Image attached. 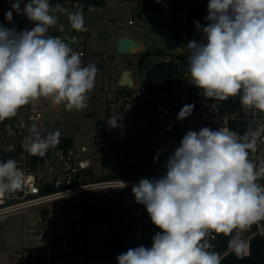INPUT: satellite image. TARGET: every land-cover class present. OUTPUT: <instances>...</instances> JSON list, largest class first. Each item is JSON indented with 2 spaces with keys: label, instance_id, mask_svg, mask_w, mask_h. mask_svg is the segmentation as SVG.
<instances>
[{
  "label": "clouds",
  "instance_id": "clouds-1",
  "mask_svg": "<svg viewBox=\"0 0 264 264\" xmlns=\"http://www.w3.org/2000/svg\"><path fill=\"white\" fill-rule=\"evenodd\" d=\"M21 2L12 3L5 19L12 22L16 12L35 26L17 31L0 24V120L41 96L54 105L63 103L67 111L86 108L99 69L84 66L62 38L48 35L57 24L55 12L66 14L72 29L86 31L83 13L53 7L49 0H27L21 9ZM205 20L206 25L194 21L204 42L187 41L191 83L217 100L242 93V105L264 111V0H209ZM194 107L184 105L177 120L187 119ZM110 127H122L121 119L113 115ZM61 134L33 127L23 147L43 157L59 144ZM258 135L249 139L210 127L187 131L167 157L163 174L132 185L135 202L161 231L150 247L141 244L119 254L118 264H220V255L208 250L210 230H231L264 217V186L256 183L264 165L257 169L249 160ZM13 149L10 145L8 150ZM21 185L17 162L0 160V194Z\"/></svg>",
  "mask_w": 264,
  "mask_h": 264
},
{
  "label": "built area",
  "instance_id": "built-area-1",
  "mask_svg": "<svg viewBox=\"0 0 264 264\" xmlns=\"http://www.w3.org/2000/svg\"><path fill=\"white\" fill-rule=\"evenodd\" d=\"M144 1L116 0L118 4L129 5L132 10L142 5ZM14 2L15 0H0V24L15 28L17 31L30 30L35 26V22L24 15L13 12L12 22L5 19V13L11 9ZM49 2L53 7L60 5L69 10L76 7L84 9L86 6L89 9L109 4L107 1L104 5L93 3L86 5V0H49ZM25 3L27 0H22L21 9ZM113 20L108 14L107 33L114 23ZM128 22L132 24L134 19L130 18ZM48 35L62 38L73 51L80 54L84 66L96 65L99 72L95 85L102 84L103 87L105 79L110 83L114 80L117 73L116 57L107 45L90 48L88 34L85 31L68 29L60 31L51 27ZM188 54V50L181 48L164 60L167 63L164 73L158 76L147 74L141 83L133 79V84L126 86L117 79V87L107 90L108 114L116 115L119 119L126 115L134 116L163 125L164 130L171 135L167 147L168 155L179 146L180 140L187 131H198L209 120L219 122L217 129L227 128L241 137L247 135L251 139L252 133H259L256 137V150L255 152L250 150L249 158L259 169L264 165V111L242 105V93L227 100L205 97L203 90L191 83L187 71ZM186 104L195 105L192 114L187 119L177 120L179 111ZM42 115L43 106L32 100L18 109L15 116L5 119L6 123L2 126L3 135L22 144L15 158L22 174V185L19 189L0 194V213L45 205L55 199H68L73 211L68 222V233L65 234L48 231L45 217L39 216L38 227L29 232L36 238L44 239L47 244L40 248L38 255H30L26 251L19 252L17 254L19 264H95L101 260L118 264L116 257L126 252L128 248H123L118 254L111 252L117 235L124 236L129 248L141 244L145 246L148 243L149 229L145 223V207L136 203L132 194V185L143 177L135 176L132 165L106 154L105 143L102 140L73 143L67 147L57 145L50 148L43 157L31 155L25 151L23 141L30 135V129L35 127V123ZM104 159L107 160L106 164ZM97 161H100V173L107 177L84 181L88 170L96 171L94 164ZM121 181L126 182L127 187L121 188ZM256 183L264 186V175L259 176ZM48 188L53 191H48ZM93 189L106 191V194L112 196L113 206H116L119 212V216L113 222H102L95 212L86 211L84 207H74L75 196ZM245 226L250 229L248 235L223 252L219 251V232L210 230L205 237L211 246L208 250L218 253L221 258L233 249L249 255L251 238L256 235L264 238V217ZM57 236L60 238L59 241L56 240ZM49 246L61 247L62 251L53 253L49 250Z\"/></svg>",
  "mask_w": 264,
  "mask_h": 264
},
{
  "label": "rangeland",
  "instance_id": "rangeland-1",
  "mask_svg": "<svg viewBox=\"0 0 264 264\" xmlns=\"http://www.w3.org/2000/svg\"><path fill=\"white\" fill-rule=\"evenodd\" d=\"M107 1L111 2L104 6L89 8L86 12L81 7L70 9V11H81L85 24L98 26L97 35L100 43L95 48L106 44L110 52L115 55L117 73L114 80L110 83L108 79H105L103 87H101L102 84L95 85L89 94L88 106L82 110L67 111L63 103L54 105L51 98L39 97L36 102L43 106V115L35 123V127L38 130L62 129V135L72 137L75 144L102 140L105 143L104 152L132 165L135 176L159 177L165 171L164 164L169 156L167 147L170 133L166 132L163 125L159 123L128 115L120 118L122 127H110L112 116L107 110V90L117 87L116 78L124 69L131 70L133 79L141 83L153 64L171 57L179 48L188 50L185 0H160L159 3L157 0H145L142 5L134 8L135 12L123 6H121L123 9L118 7L119 5L114 4L116 1L105 0L104 4ZM53 14L57 17L58 27L62 25L65 28H71L66 14L63 12ZM108 14L112 16L114 23L109 27L107 35L104 26ZM130 18L134 19V23L128 22ZM123 34L133 35L142 42V46L126 53L119 52L118 37ZM95 38L96 33L93 34L92 39ZM204 39L202 37L194 40L204 42ZM159 50L161 53L158 52ZM5 123V119L0 120V148L8 147L6 141L11 140L3 135L2 126ZM218 124L216 120H209L201 128L210 127L216 130ZM158 150L161 151L158 153ZM150 152H155L151 158L148 157ZM157 156L158 158L154 159ZM99 163L100 161L95 162L96 171L92 176L86 177L87 181L100 179L97 177L101 176ZM104 193L106 191L93 189L81 194L95 197ZM68 201V199H55L45 205L29 207L0 217V264H18L15 256L18 252L26 249L28 254L38 255L40 248L46 246L44 239L36 238L29 232L38 227L39 216H47L45 225L48 231H53V228L58 226L64 233H68V222L73 211ZM249 232L250 229L247 226H238L232 236V246ZM154 235L152 232L149 234L146 247L151 246ZM125 247L129 249L124 241L123 248ZM49 250L58 253L62 251V248L49 246ZM95 264H110V262L101 260Z\"/></svg>",
  "mask_w": 264,
  "mask_h": 264
},
{
  "label": "trees",
  "instance_id": "trees-1",
  "mask_svg": "<svg viewBox=\"0 0 264 264\" xmlns=\"http://www.w3.org/2000/svg\"><path fill=\"white\" fill-rule=\"evenodd\" d=\"M87 3L104 5V0H86ZM209 0H185V10L187 12V38L189 40L196 39L199 40L203 36L202 33L196 30L194 21H199L202 25H206L207 21L205 17L207 15V5ZM161 53V51H158ZM167 63L165 61H160L153 64L149 70L148 75L158 76L165 72ZM7 146L5 148H0V160L6 161L8 159L16 158V153L21 150L22 144L17 141L8 140ZM73 138L70 136L61 135L59 146L67 147L68 145L73 144ZM14 146V149L9 151V146ZM251 157V151L249 150V158ZM104 163H107V160L104 159ZM149 164L153 167L152 163L149 161ZM94 170L90 169L86 172V176H92ZM111 175V174H110ZM98 178H105L107 175L97 176ZM151 176H144V178H150ZM96 178V179H98ZM85 179L84 181H87ZM48 191H53V189L48 188ZM78 199H81L78 201ZM74 207H84L86 211H93L97 214V217L100 221H109L113 222L118 216L119 212L116 206H113V198L110 194H99L97 196L84 195L80 194L74 198ZM46 217V215H43ZM145 223L146 227L150 228L154 233L161 231L157 228L151 221L147 210L145 208ZM232 228L231 230L219 232V251L223 252L228 250L232 246V236L235 229L238 227ZM59 236L56 240L59 241ZM124 236L117 235L116 239L113 241L111 252L114 254L121 253L123 250ZM117 247V249H115ZM220 264H264V238L256 235L251 238V251L249 255H244L238 250L233 249L226 255H224Z\"/></svg>",
  "mask_w": 264,
  "mask_h": 264
},
{
  "label": "crops",
  "instance_id": "crops-1",
  "mask_svg": "<svg viewBox=\"0 0 264 264\" xmlns=\"http://www.w3.org/2000/svg\"><path fill=\"white\" fill-rule=\"evenodd\" d=\"M116 0H112V2H115ZM104 2H105V0H104ZM111 1H109V3H110ZM114 4H116L118 7H121V6H123V7H125V8H129V9H131L132 10V7H130L129 5H127V4H118L117 2H115ZM122 8V7H121ZM82 10H85V12L87 11V8H81ZM123 9V8H122ZM137 10V9H136ZM133 12H135L134 11V9L132 10ZM139 11V10H138ZM143 14V13H142ZM142 14H140V15H142ZM104 25V24H103ZM55 29H60V27H58L57 25H55V26H53ZM85 27H86V31L85 32H87V34H88V44H89V46H90V48H95V46H97L100 42L98 41V35H97V29H98V26H94V25H88V24H85ZM105 29H106V22H105ZM63 29H68V30H74V29H72V28H65V27H63ZM76 31V30H75ZM106 33H107V31H105ZM94 33H96V38L95 39H92L93 38V34ZM107 35H108V33H107ZM122 36H131V37H133V38H135L133 35H130V34H123V35H119V37H118V39H120ZM118 39H117V42H118ZM136 40H138V42H139V47H141L142 46V42L139 40V39H137V38H135ZM97 43V44H96ZM108 43V42H107ZM106 45V44H105ZM125 70V69H124ZM123 70V71H124ZM123 71H121L119 74H118V77L116 78V80L118 79V81L120 80V77H121V75H122V73H123ZM116 75V74H115ZM74 143V142H73ZM99 169H100V164H99ZM153 172H154V169H153ZM155 177V176H154ZM28 209V208H27ZM20 210H22V209H20ZM26 210V209H25ZM19 210H17V211H14V212H18ZM49 210H47V212H48ZM14 212H2V213H0V217H2V216H4V215H7V214H10V213H14ZM48 215V214H47ZM45 219H47V216L45 217ZM149 229V234L152 232V235H154L153 234V231L150 229V228H148ZM57 231V234H65L64 233V231H62L61 230V228L60 227H58V226H55L54 228H53V231ZM26 233H27V231H26ZM148 234V235H149ZM148 240H149V237H148ZM235 244V243H234ZM233 244V245H234ZM26 249H24L23 251H25ZM19 253V252H18ZM17 253V254H18ZM17 254H15V256H16V258H17ZM18 259V258H17ZM18 264H19V260H18Z\"/></svg>",
  "mask_w": 264,
  "mask_h": 264
},
{
  "label": "water",
  "instance_id": "water-1",
  "mask_svg": "<svg viewBox=\"0 0 264 264\" xmlns=\"http://www.w3.org/2000/svg\"><path fill=\"white\" fill-rule=\"evenodd\" d=\"M139 48V42L138 40H136L135 38L131 37V36H122L119 39L118 42V51L121 53H126L129 52L133 49H138ZM179 50H181V48H179ZM119 82L122 85H126V86H131L134 82L133 77H132V72L129 69H125L120 77ZM57 129H51V130H39V132L41 133H48V132H52L55 131ZM62 133V129H59ZM62 135V134H61ZM155 154V152H150L148 154V157L151 158L153 155ZM55 233H57V231H54ZM231 251V250H230Z\"/></svg>",
  "mask_w": 264,
  "mask_h": 264
}]
</instances>
